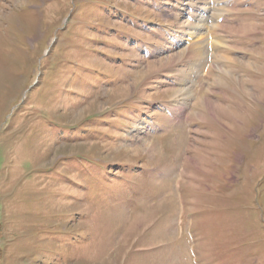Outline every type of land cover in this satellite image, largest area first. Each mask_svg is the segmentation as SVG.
Masks as SVG:
<instances>
[{
	"label": "rangeland",
	"instance_id": "374dc122",
	"mask_svg": "<svg viewBox=\"0 0 264 264\" xmlns=\"http://www.w3.org/2000/svg\"><path fill=\"white\" fill-rule=\"evenodd\" d=\"M0 264H264V0H0Z\"/></svg>",
	"mask_w": 264,
	"mask_h": 264
}]
</instances>
